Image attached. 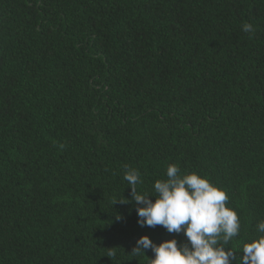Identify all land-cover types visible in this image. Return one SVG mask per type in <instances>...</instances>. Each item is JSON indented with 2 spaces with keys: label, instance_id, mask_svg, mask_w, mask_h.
I'll list each match as a JSON object with an SVG mask.
<instances>
[{
  "label": "trees",
  "instance_id": "trees-1",
  "mask_svg": "<svg viewBox=\"0 0 264 264\" xmlns=\"http://www.w3.org/2000/svg\"><path fill=\"white\" fill-rule=\"evenodd\" d=\"M170 163L227 191L230 247L258 235L264 0H0V264H149L141 235L187 242L140 227L123 178L155 200Z\"/></svg>",
  "mask_w": 264,
  "mask_h": 264
},
{
  "label": "clouds",
  "instance_id": "clouds-1",
  "mask_svg": "<svg viewBox=\"0 0 264 264\" xmlns=\"http://www.w3.org/2000/svg\"><path fill=\"white\" fill-rule=\"evenodd\" d=\"M241 27L249 38L255 34L252 23L245 22ZM123 178L131 187L140 227L159 225L169 233L183 231L187 238V242L178 243L172 238L157 244L147 234L141 235L132 252L140 255L151 249L154 256L149 258V264H264V220L257 223V236L238 250L230 247L240 234L241 221L237 211L227 206V191L207 176L195 171L181 173L178 164L170 163L166 179L154 182L151 195L155 200L149 198V193L137 191L136 186L143 183L138 169L127 167ZM237 252L242 253L239 259ZM107 255L112 257L115 252Z\"/></svg>",
  "mask_w": 264,
  "mask_h": 264
}]
</instances>
